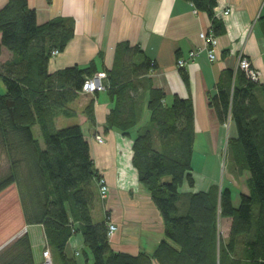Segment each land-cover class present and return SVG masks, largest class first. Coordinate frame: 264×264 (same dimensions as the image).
I'll return each instance as SVG.
<instances>
[{"label": "trees", "instance_id": "obj_1", "mask_svg": "<svg viewBox=\"0 0 264 264\" xmlns=\"http://www.w3.org/2000/svg\"><path fill=\"white\" fill-rule=\"evenodd\" d=\"M185 1L208 15L209 33L217 37L225 32L215 13L217 0ZM74 34L70 18L38 24L28 0H8L0 9V54L3 48L11 53L0 62L5 88L0 92V155L9 163L0 176V194L16 187L25 224L42 225L59 264H264V84L240 68L226 69L208 102L220 124L231 119L236 127L237 137L228 145L239 169L249 171V193L239 195L238 205L230 187L182 193L184 183L195 185L193 99L175 95L167 104L165 92L148 78L157 64L138 45L116 46L112 67L102 69L107 75L104 92L112 103L104 128L133 140L132 165L160 213L164 239L152 254L115 251L109 212L99 222L93 217L100 176L83 129L79 124L56 126L57 118L77 114L70 104L85 95L86 78L101 72L95 61L50 71L53 52H63ZM181 71L188 85L185 68ZM146 98L149 119L141 125ZM93 105L94 99L84 114L95 125ZM35 125L44 147L33 134ZM225 218L231 219L227 239L219 231ZM78 234L85 263L67 252ZM0 264H35L27 233L0 250Z\"/></svg>", "mask_w": 264, "mask_h": 264}, {"label": "crops", "instance_id": "obj_2", "mask_svg": "<svg viewBox=\"0 0 264 264\" xmlns=\"http://www.w3.org/2000/svg\"><path fill=\"white\" fill-rule=\"evenodd\" d=\"M7 2L0 0V9ZM28 3L36 10L38 24L56 17L74 20V37L64 51L52 59L49 65L51 72L74 65L86 67L92 61L102 71L103 66L112 67L115 48L119 43L140 46L146 56L157 64L148 78L154 88L165 92L166 103L170 104L175 95L193 99L196 127L194 149L196 146L206 149L204 182L198 184V173L193 162L195 185L191 188L184 183L180 191L206 192L211 186L217 185L221 158L224 160L229 150L228 141L236 138L237 132L231 119L220 124L214 109L208 104L209 97L216 92L217 78L222 71H236L239 68L240 55L250 59L253 68L260 73V83L264 84V0H217L215 13L223 20L225 32L217 36L216 60L212 62L207 59L205 45L200 37L201 32L209 31L210 18L206 13L196 11L185 0H28ZM227 6L232 8V13L223 17L221 14ZM200 48L201 56L185 68L189 80L187 85L176 61L178 58H187L190 51ZM10 58L11 53L3 48L0 62ZM2 86L0 92L5 90ZM92 99L95 125L84 114L86 105ZM147 99L143 103L144 122L141 125L148 121L145 120ZM76 101L77 113L81 114L79 125L90 144L95 167L109 186V195L102 200L98 185L95 184L98 197L93 217L97 213L99 222L109 212L110 221L118 226V231L110 237V244L115 251L132 255L140 252L152 254L164 239V227L150 194L138 182L137 170L132 165L133 140L122 137L117 131H105L106 117L112 106L106 92L82 95ZM137 130L134 128L132 135ZM96 135L104 137V142L99 143L95 139ZM232 170L234 173L235 170ZM230 177L233 183L239 185V174ZM248 178L241 193H249L248 186L245 187ZM238 203L239 199H234V204ZM24 233L30 237L35 264H42L46 249L51 252L54 264H59L47 244L42 225L25 224L17 189L12 185L0 194V250ZM83 250L82 236L78 234L72 237L68 254L85 263ZM88 264L92 262L89 260ZM153 264L159 263L154 261Z\"/></svg>", "mask_w": 264, "mask_h": 264}, {"label": "rangeland", "instance_id": "obj_3", "mask_svg": "<svg viewBox=\"0 0 264 264\" xmlns=\"http://www.w3.org/2000/svg\"><path fill=\"white\" fill-rule=\"evenodd\" d=\"M0 85H3L1 80H0ZM70 107L77 112L78 101L71 103ZM80 115H81L80 113H77L71 116L61 117L60 119L58 118L56 120L57 128H64L67 126L80 124L81 123ZM148 119H149V111L146 110L145 120H148ZM143 122H144V119L142 120V123ZM32 131H33L35 138L39 139L42 143V146L44 147L45 145L42 140L39 126L35 125L32 128ZM205 151L206 149L200 146H196V148L194 149L193 162H194V168L198 173L197 175L198 184L200 185L203 184L204 182V167L206 165ZM229 153H230V150H228L227 154L225 155L224 160L221 158V162H220L219 169H218V171H220V174H219L220 177H219V181L217 185L218 186L224 185L226 187H230L233 191V199L236 200L237 198L239 199V195L245 189L243 185H244L245 179H247L250 176V174L248 170H244V171L240 170L239 167L236 165L235 161L231 159V155L230 156L228 155ZM8 168H9V163H8L7 158L3 155H0V176L5 174L8 171ZM232 169L235 170L234 173ZM218 171H217V174H218ZM236 173L240 175V177L238 178L239 185L237 184V182L233 183L230 177L231 175L235 177ZM245 187H247V184H245ZM94 220L96 222L98 221L97 213L94 214ZM230 224H231L230 218L220 219L219 221V231H220L221 236L224 239H227L228 237L229 230H230Z\"/></svg>", "mask_w": 264, "mask_h": 264}, {"label": "built area", "instance_id": "obj_4", "mask_svg": "<svg viewBox=\"0 0 264 264\" xmlns=\"http://www.w3.org/2000/svg\"><path fill=\"white\" fill-rule=\"evenodd\" d=\"M232 13V8L228 7L222 12L221 16L227 17ZM200 37L202 38L206 56L209 61L216 60V46H217V37H215L212 33L208 32H201ZM59 54L58 51L53 52V58ZM202 54V48L200 49H193L190 51L187 58H178L176 61V65L178 68H186V66L191 63L192 61L198 59ZM239 68L244 70L247 75L255 81L260 82V73L253 68L250 59L244 55H240L238 59ZM107 75L106 72L101 71L94 74L91 77L86 78L83 87H82V94L90 95L96 94L105 91L104 80L106 79ZM95 139L99 143L104 142V137L101 135H96ZM100 176V175H99ZM99 194L102 200H105L109 195V186L106 182L105 178L100 176L99 182ZM109 236L111 237L116 231H118V226L111 221L109 222ZM42 264H54L52 255L48 249L43 252V261Z\"/></svg>", "mask_w": 264, "mask_h": 264}]
</instances>
